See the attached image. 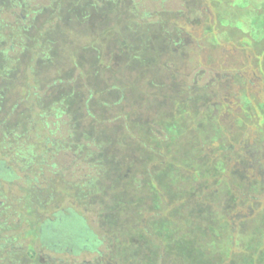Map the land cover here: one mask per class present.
<instances>
[{"label":"rangeland","instance_id":"1","mask_svg":"<svg viewBox=\"0 0 264 264\" xmlns=\"http://www.w3.org/2000/svg\"><path fill=\"white\" fill-rule=\"evenodd\" d=\"M59 1L0 0V48L24 58L0 70V160L16 174L0 177V264H264V78L254 48L209 24L213 0H98L92 10ZM214 1L231 18L228 5L241 0ZM47 26L55 46L31 59L42 82L30 88L34 53L22 44H41L30 37ZM61 91L76 93L66 112L42 117L38 104ZM80 188L91 197L75 198ZM67 208L85 218L94 245L56 250L40 235ZM108 220L140 226L128 227L138 237ZM156 228L167 239H153Z\"/></svg>","mask_w":264,"mask_h":264},{"label":"trees","instance_id":"2","mask_svg":"<svg viewBox=\"0 0 264 264\" xmlns=\"http://www.w3.org/2000/svg\"><path fill=\"white\" fill-rule=\"evenodd\" d=\"M103 1L101 4H103V3L109 4V5L111 4V6H112V4H116L115 0H103ZM59 3H60V6L63 5V3H61V0L59 1ZM77 4L78 3H76L75 5H77ZM213 4L215 6L214 10L216 12V22L209 23V24H213V25L215 24L216 26L215 25L214 26L216 27V29H220V30L223 29L225 32H227V34L229 36L234 37V39L243 48L244 47L254 48V50H253V57L254 58L253 59L257 61L255 64L258 66L259 72L262 74V76L264 78V0H244V1L241 0V1H237L235 3L234 2L230 3L231 5H228V6H230L231 18H227V15L229 13H227L224 9L221 12H219L218 8H216L219 4H221L220 6L224 7L228 3H226L225 1H223V3H219V1L213 0ZM97 5H98V0H92L91 3L88 0H86L85 6L87 9H89V8H91V10H92V8L95 9L97 7ZM74 7H72V9L74 8L73 9L74 13L75 12L76 13H81V12L85 13V10H79L78 6L77 7L74 6ZM83 7L84 6L82 5V8ZM78 10H79V12H78ZM101 11H102V8H101ZM237 15H240L241 17L240 16L237 17ZM61 17H62L61 14L54 15V18L61 19ZM136 24L140 25L141 27H143L145 29H150V27L153 26L152 24L147 25V24H140L138 22ZM131 25H133V23H131ZM49 27L50 26H47L46 28L42 27L43 30L46 31V33L44 31H41L40 34H38L37 36H35V37L31 36L30 37V39L34 38L38 42L41 41V44L40 43L33 44V45L29 44L28 46H26L25 44H22L23 45L22 48H24L25 50L27 49V51H31L34 53V54H32L33 56H31L30 60H29L30 66L32 69L28 73L29 75L27 78L29 80L30 88H31L32 82L33 83L34 82H36V83L42 82V77H39L37 74L34 73L36 71L35 69L37 67V62L35 64L34 61H32L31 59L35 58L37 51H39V49H41L42 51L45 49V51H47V53H50V51L53 53L55 42L51 38H48L46 35L47 31L49 30ZM153 27H155V26H153ZM156 28H157V32H158V30L161 29L159 25L156 26ZM190 29L191 28L189 27V25H187V30L190 31ZM157 32H155L153 34H150V32H149V34H147V35L145 34V35H143V37H145V39H146L148 35H150V36L157 35L158 34ZM25 33H23V35H24L23 40L27 36V35L25 36ZM217 36H219V35H217ZM213 40L216 42L217 47L222 45L221 41H220V37L216 38V39L214 38ZM243 40H247V43L242 42ZM145 45L146 46L148 45V39L145 40V42L143 43L141 50H143V48L145 49ZM99 50L100 49H98V51ZM27 51H25V52H27ZM137 51H138V49H137ZM2 52H3L2 48H0V70L6 66H7V68H9L10 64H12L10 66L11 69H14V70L16 68L18 69V67L20 66L19 65L20 62H22L20 60H23L24 58H20L19 60L18 59L13 60V58L12 59L8 58V56H6V54L4 52L3 53ZM78 60L79 59H75V61H74L76 65H78V62H77ZM45 61H46V59L44 60V62ZM42 62H38V65H39V63H40V65H42ZM130 63H132V62L130 61ZM8 73H9V71H8ZM84 75L87 76L86 74H84ZM86 88H87V90L90 91V94H89V99H90L93 97L95 90H93V88L91 86H88V85L86 86ZM75 94H76L75 92L66 93L65 91H61L60 95H56V96L52 97V100H47L46 102H43L44 105L40 106L38 104V107L41 110V113H40L41 116L43 117L44 115H46L45 112L48 109L54 110L56 112V115L63 114L64 112H66L67 106H69L68 105L69 96H73ZM33 96L34 97L39 96V93L36 92V93H34ZM29 105H30L29 109H31L32 108L31 106L37 105V103H34V102H32V100H30ZM258 106H260L261 109H264V104H259ZM0 107L2 108V104L0 105ZM34 107H36V106H34ZM88 115L93 116L91 114V112H89ZM41 122H42V120H41ZM263 124H264V122H263ZM47 141L48 142H55V141H52L50 139H48ZM140 145L143 146L144 148H146V150L153 149V147L150 144H148L145 140H143L140 143ZM150 151L153 152V150H150ZM147 160L149 161L150 159H147ZM147 160H145V161L148 162ZM0 177L2 179H5V180H9V179L11 180V179L16 177V174L13 171V168L11 166H9L3 159L0 160ZM165 178L167 179V177H165ZM153 180L155 182L154 183L155 187H158V188L159 187L161 188L166 183L163 181L162 177H159V176L154 178ZM98 182L99 181L92 180V183H93L92 185H94V187L92 189H94L95 186L98 185ZM52 189H53V187L51 188L50 186H48L46 191H44V189L42 191L47 192L48 194L49 193L53 194ZM75 190H73V191H74L75 198H77V199H79L83 196L84 197L88 196V195L91 197V194L93 191V190L91 191V189H89V192L87 194V193L83 192V190L81 188H80V190H78L76 192H75ZM58 192H60V194L62 193V195H63L65 193V188H63V186H61L59 188ZM30 194L31 195L33 194V192L31 190H30ZM101 210H102V208L100 210H98L99 215H100V212L103 214V216H105V214H109V213H105L106 211H104V210L101 211ZM23 211H24V208L22 207V209L20 211V213H21L20 216L23 217V219H24ZM113 211L114 210L112 208V212ZM52 214H53L52 218H51V216H50V218H49V216H47L46 220L43 222L44 224L41 226V229L39 230V233L44 238L47 237L48 238L46 240L47 243L50 246L54 247L56 250H64L66 247H69L72 245V247L75 248L74 251H78L81 248H83V244H85V243L93 244V242H95L96 235L93 233L92 230L87 229L85 218H83V216L80 215L79 213H76L73 209H71V208H67V210L60 209L57 212H52ZM105 217L107 218V216H105ZM122 222H123V220H122ZM122 222H121V220L118 222H115V223L110 222V223H112V225H115L116 234L117 233H119V234L123 233L121 235L124 237L125 236H129V237L137 236L138 232L135 230L132 231L130 229L131 228L137 229L140 226H135L132 222L129 223L128 221H124L123 223H124L125 227H123V225L120 224ZM223 224L226 225V222ZM128 227L130 229H128ZM152 227H154V224ZM33 230H32V234H33ZM156 231L153 230V239H154V236H156V234L160 237L161 233H163V235H165V238L167 239L168 230H165L164 228L163 229L156 228ZM227 232H229L228 229H227ZM231 240L233 241L232 235H231ZM231 240H230V242L232 243ZM155 241H157L156 237H155ZM166 241H167V244L170 246L171 242H169L168 240H166ZM157 244H158V242H157ZM158 246H159V244H158ZM153 248H155V247H153ZM172 254H174V253H172ZM32 256H34V251H33ZM137 256H138L137 259H139L141 257V255H137ZM153 263H155L154 260H153Z\"/></svg>","mask_w":264,"mask_h":264}]
</instances>
